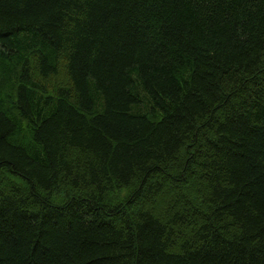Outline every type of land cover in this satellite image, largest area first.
<instances>
[{
	"label": "trees",
	"instance_id": "trees-1",
	"mask_svg": "<svg viewBox=\"0 0 264 264\" xmlns=\"http://www.w3.org/2000/svg\"><path fill=\"white\" fill-rule=\"evenodd\" d=\"M0 264H264V0H0Z\"/></svg>",
	"mask_w": 264,
	"mask_h": 264
}]
</instances>
